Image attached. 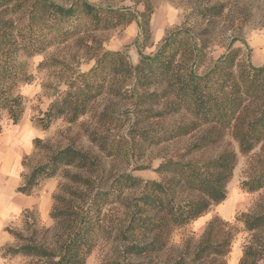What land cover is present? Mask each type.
<instances>
[{
  "label": "trees",
  "instance_id": "obj_1",
  "mask_svg": "<svg viewBox=\"0 0 264 264\" xmlns=\"http://www.w3.org/2000/svg\"><path fill=\"white\" fill-rule=\"evenodd\" d=\"M202 1H193L189 19L210 23L223 14L224 4L203 6ZM151 15L149 2L134 16L86 0H70L67 5L50 0H0V133L4 116L15 126L25 112V99L18 89L31 84L32 76L20 58L30 59L85 37L89 41L83 48L94 65L65 80V90L34 118L37 128L45 131L59 119L74 123L97 100L107 97L130 101L128 135L133 142L136 138L146 146H159L206 128L189 146L188 154L214 146L226 135L237 151L226 148L205 161L167 159L154 170L159 181L144 182L120 173L104 188L94 186L98 166L88 153L73 147L53 151L45 162L22 175L16 188L17 193L31 196L42 181L54 178L62 168L75 171H64L68 184L52 196V226L37 228L33 214L23 211L22 229H6L14 243L0 247L3 260L86 264L97 246L107 242L118 249L121 262L117 264H227L238 231L229 222L210 220L197 241L185 238L176 249L171 238L226 200L238 155L246 156L264 142V66H251L240 48L229 46L200 74L208 29L186 24L170 33L154 55L140 57L136 65L124 52L103 50L93 36L136 19L144 45L150 39ZM173 117L183 118L165 123ZM89 138L107 156L114 154V141L95 133ZM38 145L35 140V148ZM239 187L248 194L264 191V167ZM129 189L139 190L138 196H125ZM235 221L247 234L238 264H264V206L256 213H241ZM168 250L173 252L169 258L154 262Z\"/></svg>",
  "mask_w": 264,
  "mask_h": 264
},
{
  "label": "rangeland",
  "instance_id": "obj_2",
  "mask_svg": "<svg viewBox=\"0 0 264 264\" xmlns=\"http://www.w3.org/2000/svg\"><path fill=\"white\" fill-rule=\"evenodd\" d=\"M50 1L59 5H67L70 2V0ZM86 1L98 7L127 11L134 16L143 12L146 2L151 4L150 39L144 45L140 40V31L136 19L128 25L110 31L97 32L93 35L100 42L103 50L124 52L132 65H136L142 56L154 55L162 41L170 33L186 24L187 27L194 29H208L207 35L204 36L208 47L205 50V62L199 70L200 74L225 54L229 46L240 48L243 58L251 66L255 68L264 66V0H203V6L224 4L223 14L210 23L206 21L196 22L194 19L188 18L194 0ZM86 40L89 41L85 37H79L65 45L53 47L41 55L30 59L20 58L19 60L26 73L32 76L31 84L22 85L18 89L25 99V112L20 122L15 126L5 116L3 117L0 141L5 135H12L18 140L20 139L17 141L18 146L26 139L28 140L29 149L20 161L18 177L21 181L22 175L28 174L32 167L45 162L51 152L65 147L84 151L95 159L98 172L96 175L94 174L92 181L95 187L100 188H104L110 178L120 173L129 174L144 182L159 181L154 170L167 159L184 158V160L205 161L217 156L226 148L237 151V145L229 135H226L218 144L200 152L188 154L189 146L206 128H202L192 136L159 146H146L136 138L133 142L128 135L130 101H111L107 97L97 100L88 114L74 123L59 119L45 131L37 128L33 124L34 118L47 109L57 93L65 90V80L72 73L87 72L94 65V61L89 59V55L83 48ZM42 63H48V66L39 67ZM102 113L108 117H102ZM182 118L173 117L164 121L165 123H172L180 121ZM155 123L152 122V125ZM90 133L102 135L108 140L114 141L115 145L112 146L114 154L107 156L102 152L95 143L90 141ZM35 140L40 142L38 148H35ZM0 161L7 165V169L11 167L9 154ZM263 167L264 142L250 154L238 155L233 177L226 188V200L217 206H213L209 213L203 216L206 218L204 224L195 225L191 223L184 229L175 231L171 238L172 249H176L188 237L197 241L206 224L210 220L218 218L224 222H229L238 230L226 262L227 264H235L237 261L235 252L239 254V261L242 255L241 246L247 240V234L242 231V225L236 222L235 218L241 213L259 212L264 206V191L248 194L242 192L239 185L241 181ZM64 171L75 172L71 168H62L54 178L42 181L33 193V195L46 198L50 206L49 213L53 204L52 196L60 193L61 185L68 184V181L63 177ZM11 180L12 177L7 174L3 181L4 185L1 187L6 193H17L16 185L12 188L8 187L9 184L7 183H10ZM138 194L139 190L137 189H129L124 192V195L128 197H136ZM30 212L38 221L37 228L52 226L49 213L46 219H42L35 210ZM21 213L7 218L5 232L7 228L22 229ZM172 254L173 252L168 250L154 258V262L164 261ZM131 260L137 261L134 258ZM120 262L121 258L117 247L107 242L99 244L86 260V264H117ZM12 264H23V261L17 259Z\"/></svg>",
  "mask_w": 264,
  "mask_h": 264
},
{
  "label": "crops",
  "instance_id": "obj_3",
  "mask_svg": "<svg viewBox=\"0 0 264 264\" xmlns=\"http://www.w3.org/2000/svg\"><path fill=\"white\" fill-rule=\"evenodd\" d=\"M3 139V140H2ZM0 141V160L5 157V155H10V168L7 169V165H4L0 161V247L13 245V239L5 232L4 228L7 222V218L11 215H19L25 210H35L42 219H46L49 213V202L46 198L42 196H24L19 193H6L4 188L1 187L3 184L5 176L8 174L12 177V180L9 184V188H12L16 185L18 187L21 185L22 181L20 180L19 170H20V161L22 156L27 153L29 149L28 140L23 141L20 146H18L19 141L15 136L5 135ZM8 143V144H7ZM206 218L201 217L193 222L195 225L204 224ZM235 255L238 257L239 254L235 252ZM20 260V259H19ZM235 262V264H236ZM13 261L3 260L0 257V264H12Z\"/></svg>",
  "mask_w": 264,
  "mask_h": 264
},
{
  "label": "bare ground",
  "instance_id": "obj_4",
  "mask_svg": "<svg viewBox=\"0 0 264 264\" xmlns=\"http://www.w3.org/2000/svg\"><path fill=\"white\" fill-rule=\"evenodd\" d=\"M22 138V137H21ZM20 140V139H19ZM8 144V143H7ZM17 145H19V144H17Z\"/></svg>",
  "mask_w": 264,
  "mask_h": 264
}]
</instances>
